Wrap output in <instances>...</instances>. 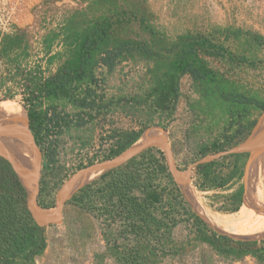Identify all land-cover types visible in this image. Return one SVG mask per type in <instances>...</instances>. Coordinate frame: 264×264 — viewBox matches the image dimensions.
Listing matches in <instances>:
<instances>
[{"label": "rangeland", "instance_id": "rangeland-1", "mask_svg": "<svg viewBox=\"0 0 264 264\" xmlns=\"http://www.w3.org/2000/svg\"><path fill=\"white\" fill-rule=\"evenodd\" d=\"M101 24L105 26L108 44L115 39H129L134 47L112 72L103 70L101 74L105 77L103 92L106 99L121 100L105 116L80 127L71 126L58 135L55 148L58 169L52 173L44 167V149L49 145L48 141L37 144L30 132L35 160L40 161L37 195L40 205H53L57 191L74 172L111 158L106 156L115 141L113 135L121 131L141 129L138 139L148 130L154 136L163 134L174 163L185 169L208 154L229 150L241 142L249 133L237 142L223 146L225 137L234 134L242 118L251 123L252 129L264 112L254 105L222 98L220 94L221 91L242 93L264 102L263 62H257L255 67L230 70L225 63L212 61L209 66L220 71L216 83L194 80L188 73L179 74L177 103L169 117L159 111L150 114L149 100L135 106L130 102L124 104L131 96L144 99V93L155 77H162L168 69V60L144 56L135 49L138 44L148 42L167 47L186 34L206 35L214 28L227 26L264 36V0H0V107L4 108L1 104L7 100L24 108V105L29 106L27 84L35 77L33 71L39 73L40 80L45 79V73L53 63L64 58V64L75 56L80 35ZM237 43L231 40L228 46L236 50ZM255 55L264 59V46ZM51 102L64 112L76 111L63 99ZM46 105L47 101L43 100L42 109ZM52 131L50 129L48 136L51 142L55 137ZM212 143L222 146L213 150ZM150 153L167 166L163 150L162 155L156 150ZM203 164L205 166L199 167ZM253 172L254 166L247 153L227 154L192 168L189 183L204 206L212 211L230 213L242 204ZM97 178L85 185L92 184ZM15 180L19 183L15 176H10L8 169H0V197L11 198L14 204L7 213L23 216L27 210L26 193L20 183L23 195L16 185H12ZM154 182L163 187L168 180L159 174L154 177ZM174 184H169L165 191L177 187L181 193L177 223L170 233L176 250L150 264H263L247 253L223 255L198 240V223L193 216L203 220L208 233L214 231L233 240L258 241L264 237V228L257 236L241 234L253 231V220L261 213L252 219V227L247 232L221 230L210 223ZM100 205L97 199L92 205L77 204L70 198L62 206L58 223L40 227L44 241L41 250L33 254V241L27 242L23 249L21 244L11 249L3 247L6 258L1 264H121L115 253L123 252L126 241L118 238L117 244L121 246L117 249L113 248L112 241L121 229V221L117 218L107 220L98 208ZM165 208L166 205L162 209ZM155 214L160 217L159 210Z\"/></svg>", "mask_w": 264, "mask_h": 264}, {"label": "trees", "instance_id": "trees-1", "mask_svg": "<svg viewBox=\"0 0 264 264\" xmlns=\"http://www.w3.org/2000/svg\"><path fill=\"white\" fill-rule=\"evenodd\" d=\"M106 36L105 26L95 25L90 32L80 35L78 50L72 59L59 66L42 82L31 77L27 84L30 105H24L26 109L11 100L1 104L30 129L37 144L48 141L49 145L44 149V167L48 168L51 173L58 169L55 165L58 135L71 126L80 127L97 117L105 116L112 110V106L119 104L121 100L114 97L106 99L103 92L105 77L101 74L103 70L106 73L112 72L119 61L131 53L134 47L129 39H115L108 44ZM231 40L238 42L236 50L228 46ZM263 46L264 36L261 34L232 26L214 28L206 35L186 34L167 47L148 42L138 44L135 49L144 56H155L168 60L166 61L168 69L162 77H155L152 86L145 91L144 99L131 96L124 100V104L130 102V105L135 106L139 105L140 101L149 100L150 114L159 111L160 114L169 117L173 114L177 103L179 74L188 73L194 80L216 83L217 72L220 71L211 68L209 63L223 62L230 70L242 66L255 67L257 62L264 63V59H258L255 55L256 51ZM220 94L222 98H230L232 101L254 105L264 110L263 101L245 94H227L224 91ZM61 99L69 103L76 111L74 113L64 112L58 109L57 104L51 102ZM43 100L47 101L44 109L41 107ZM242 119L234 134L225 137L223 146L237 142L250 132L251 123ZM50 129L53 130L52 134L55 136L52 142L48 139ZM141 132V129L130 132L121 131L113 135L115 141L106 157L120 153L135 142ZM221 146L212 143L211 149L217 150ZM152 150L163 154L158 148L146 149L122 165L103 173L92 184L79 188L71 196L77 204L94 205L96 199L100 200L101 205L98 208L101 214L105 215L109 221H114L116 218L121 221L118 235L112 238L115 249L121 246L117 244L118 238L121 237L126 241L122 246L123 252L115 253L117 262L121 264L154 263L160 257L170 255L176 250L170 233L177 223L176 214L177 207L181 205L179 198L181 193L177 187L165 191L169 184L174 183L167 166L153 158L150 153ZM203 166L205 164L199 167ZM9 173L12 178L15 176L11 171ZM159 174L164 175L168 180L163 187H160V183L154 182V177ZM5 180L8 182L7 179ZM12 183L23 195V188L17 180ZM93 195L95 198L91 199ZM12 202L11 198L0 197V264L6 258L3 247L11 249L21 244L23 249L27 242L33 241V254L44 247L41 228L33 222L27 210H24L25 215L23 216H12L7 213L14 205ZM164 205L166 208L162 209ZM43 207H48V205L44 204ZM158 210L160 217L155 214ZM193 216L198 223V240L208 243L223 255L247 253L264 264V237L258 241L233 240L214 231L208 233L209 229L203 220L197 215ZM253 226L252 232L241 235H259L264 228V212L253 220ZM216 230L224 233V230Z\"/></svg>", "mask_w": 264, "mask_h": 264}, {"label": "water", "instance_id": "water-1", "mask_svg": "<svg viewBox=\"0 0 264 264\" xmlns=\"http://www.w3.org/2000/svg\"><path fill=\"white\" fill-rule=\"evenodd\" d=\"M263 117L264 112L261 114L249 134L241 142L234 145L229 150L208 154L194 164L187 166L185 169L179 168L174 163L171 157L170 148L167 145L166 138L163 134L157 136H148L137 143L139 140L138 139L117 155L104 159L100 162L93 163L74 172L63 182L57 191L54 204L48 207L41 206L37 201V195L39 192L38 181L40 174V161H36L34 158H26L21 150L14 148H10L8 155L1 153L0 157L9 163L19 183L24 188L26 193L27 210L31 218L36 225L39 227H44L51 224H56L60 221L62 206L79 188L83 187L86 183L99 177L108 170L122 165L146 149L158 148L165 152L167 157L168 171L173 182L178 187H181L189 182L190 170L198 164L209 162L216 157L227 154L247 153L249 157H251L254 153L264 152ZM97 171H100V173H98L96 177L88 179L92 173ZM21 179H24L25 182Z\"/></svg>", "mask_w": 264, "mask_h": 264}, {"label": "bare ground", "instance_id": "bare-ground-1", "mask_svg": "<svg viewBox=\"0 0 264 264\" xmlns=\"http://www.w3.org/2000/svg\"><path fill=\"white\" fill-rule=\"evenodd\" d=\"M148 136H154V134L148 130L137 143ZM10 148L21 150L26 158L35 159L29 129L10 110L0 107V154L8 155ZM251 160L254 172L250 186L243 197L242 204L233 212H216L204 206L196 198L189 182L180 188L198 211L213 225L233 233L247 232L252 227V219L264 211V152L254 153ZM98 173L100 171L92 173L88 179L95 177ZM21 180L24 181V179Z\"/></svg>", "mask_w": 264, "mask_h": 264}, {"label": "crops", "instance_id": "crops-1", "mask_svg": "<svg viewBox=\"0 0 264 264\" xmlns=\"http://www.w3.org/2000/svg\"><path fill=\"white\" fill-rule=\"evenodd\" d=\"M64 60H65V59L62 58L60 61H57L56 63H53V64L51 65L52 67L49 68L48 71L45 73V74H46V75H45V78L48 77L49 75L53 74V73L58 69V67L61 66V65L63 64V61H64ZM54 66H55V68H54ZM33 74L35 75L34 78H37L40 82H42V81L44 80V78H42L43 80H42V79L40 80V77L38 78L39 73L33 71ZM154 129H158V128H154Z\"/></svg>", "mask_w": 264, "mask_h": 264}, {"label": "flooded vegetation", "instance_id": "flooded-vegetation-1", "mask_svg": "<svg viewBox=\"0 0 264 264\" xmlns=\"http://www.w3.org/2000/svg\"><path fill=\"white\" fill-rule=\"evenodd\" d=\"M7 168L9 171H13L11 166L8 164V162H5V160H2L0 158V169H5ZM14 173V172H13ZM15 174V173H14ZM16 176V175H15ZM17 178V177H16Z\"/></svg>", "mask_w": 264, "mask_h": 264}]
</instances>
